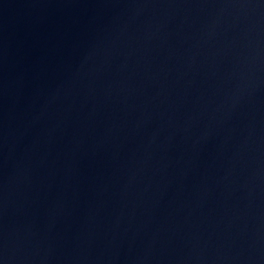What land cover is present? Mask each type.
Instances as JSON below:
<instances>
[{"label":"water","instance_id":"1","mask_svg":"<svg viewBox=\"0 0 264 264\" xmlns=\"http://www.w3.org/2000/svg\"><path fill=\"white\" fill-rule=\"evenodd\" d=\"M0 264H264V0H0Z\"/></svg>","mask_w":264,"mask_h":264}]
</instances>
